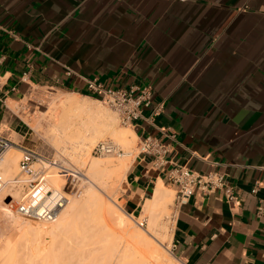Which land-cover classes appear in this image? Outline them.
Returning a JSON list of instances; mask_svg holds the SVG:
<instances>
[{
	"label": "crops",
	"instance_id": "1",
	"mask_svg": "<svg viewBox=\"0 0 264 264\" xmlns=\"http://www.w3.org/2000/svg\"><path fill=\"white\" fill-rule=\"evenodd\" d=\"M92 78L150 85L164 102L153 124L176 134L164 168L134 155L118 206L139 216L176 165L222 174L223 187L195 189L174 210L173 254L182 264H264V0H0V125L26 136L14 103L25 113L46 89L93 98ZM136 125L138 140L168 142Z\"/></svg>",
	"mask_w": 264,
	"mask_h": 264
},
{
	"label": "rangeland",
	"instance_id": "2",
	"mask_svg": "<svg viewBox=\"0 0 264 264\" xmlns=\"http://www.w3.org/2000/svg\"><path fill=\"white\" fill-rule=\"evenodd\" d=\"M66 95L67 94L58 90L46 89V91L43 93L42 97L38 101L40 105H37L36 103L34 107L26 111L25 113L22 109L18 110L15 103L11 106V109L17 112L23 122L27 125L26 128L28 130L26 136L24 134H22L23 136H20L17 133L13 132V130L11 132V139L17 144V146L13 145L17 147V149L15 150L17 156L19 157L20 150L22 148H28L38 152L36 145L37 141L38 143L44 142L45 145L48 144L47 147H49L50 153L45 157L55 161L56 165H53L52 167H58L50 168L49 170H59L62 167L65 168L61 170L64 171L67 175L62 184V187H64V190L67 192V203L71 201L73 202L75 207H78V203L82 199L83 191L88 187V185H92L93 189H96L95 191L99 192V194L101 195L103 194L102 196L104 197V199L106 198L107 201H110L113 204L115 203L114 205L120 208L117 202L120 203L119 196L123 191L124 176H122V174L121 176L118 175V177L112 183H109V185H107L108 187H100L101 185L97 187L98 184L91 183L89 179L84 176V174H87V164H89L92 158L101 159L106 157V155L94 154L92 152V148L98 141L110 140L107 137L108 133L103 130L101 131L99 129L98 124H95L94 121H90L89 117L87 118L86 116H84V114L62 111L59 106V100H55V97L63 98ZM52 102H54L55 104ZM87 103L92 104V106L96 105L97 107H100L107 116L110 114L108 117L112 120L114 119L113 123H115L116 125L123 128L129 127L121 124L119 122L117 112L106 106L104 103H95L90 101ZM70 119L73 122L81 119V121L83 122H80L84 124V126L87 125L86 130L87 132H90L93 137L91 141L89 140V144L87 145L89 154L88 157L85 158L86 164H84V166L78 163V158L76 159L75 151L78 147H74L76 143H72V141H74L73 139L76 140L77 137L76 135L74 137L73 132L71 131L72 128L70 126L73 124L70 125V123H72ZM60 123L63 126L62 132L58 129ZM68 125L70 127L69 133L66 132V129H64L67 128L68 130ZM88 129L90 130L88 131ZM86 130H84L85 134H88L86 133ZM70 131L72 133L71 137H73V139H69V137L65 138V136H70ZM80 131L81 133H84V131ZM96 134L102 135H100V137L97 135L96 137ZM4 136L8 137L7 135ZM35 139L37 141H35ZM119 152L121 153L122 151L120 150ZM138 152L139 140L136 139L133 145V153L137 154ZM117 155L118 154L115 152L113 158L118 157ZM38 165V163L35 164V166ZM18 171L16 172V174H13L8 179L12 180L14 176L17 175L18 177H20L18 180L21 181V177L24 176ZM163 186L165 187V185ZM168 186L169 187L166 186L167 188H165L171 191V197L167 203L166 209L163 210L160 214L159 223L155 228V234L157 233L156 236L158 235L157 237L159 240H161L162 246L165 248V250L171 255H173V257L176 259V263L179 262L178 264H182L180 260L169 251V248L171 246L170 229L172 224V215L174 211V187L170 184ZM17 187H11L8 189V192L14 198V202L7 204L6 200L9 197H7L4 201L0 200V245H7L8 248H6V252L2 257L4 264H45L46 262H52L53 260H56V262H64L67 260L68 262L66 263L71 262V264H109V257L111 253L110 247L114 239H110V234L108 233L106 228L104 229V226L102 227V225L91 220L93 218L91 214L87 212L81 213L76 208H73L69 211L68 216L66 218L67 220L56 219V221L52 222V227L54 229H52L50 233L53 232L54 235H49V232L44 230L42 226V221H36L29 218L25 219L27 217L22 216L17 212L15 205L16 200H18L19 198L16 193L20 192L21 194L22 185L19 184ZM110 199L115 200V202L111 201ZM140 218H135V220L139 221ZM133 224L135 225V227L143 229L147 228V222L144 227L138 226L136 222H133ZM89 229L91 230L89 231ZM86 230L89 231L90 237L88 235V238L86 239V244H82L80 242L83 239L84 231L86 232ZM12 244L14 245L13 247H11ZM133 257L134 256H131V259ZM131 259L129 261H131ZM132 260L135 264L136 259L133 258ZM131 264L133 263L131 262Z\"/></svg>",
	"mask_w": 264,
	"mask_h": 264
},
{
	"label": "bare ground",
	"instance_id": "3",
	"mask_svg": "<svg viewBox=\"0 0 264 264\" xmlns=\"http://www.w3.org/2000/svg\"><path fill=\"white\" fill-rule=\"evenodd\" d=\"M57 99L59 100V106L62 111L84 114V116H86L87 118L89 117L90 121L92 122L94 121L95 124L97 123L101 131L103 130L106 133H108L107 137L110 139L108 141H110L113 147H115V151L113 153L115 154L116 152L118 154L117 155L118 157L116 158H113L114 155L113 153L103 154L106 155V157L101 159L92 158L89 164H87L88 170L86 169L87 174H84V176H86L91 183L98 184L97 187H99L100 185H101L100 187L109 185V183H112L118 177V175L121 176L122 174V176H124L125 170L127 169L128 165L130 164V162L132 161L135 155L133 153V145L135 140L137 139V136L130 128L131 126H129L128 128H123L116 125L115 123H113L114 119L112 120L111 118L108 117L110 114L107 116L100 107H97L96 105L92 106V104L87 103L89 101L95 103L101 102L98 99L88 98L84 96H75L70 94H67L63 98H56L55 100ZM81 119L78 120L79 122L78 121L73 122L70 119V121L72 122L70 123V125L73 124L70 126L72 130L71 129L70 130L73 132L74 137L76 135L77 139L75 140L73 139V137H71L72 135L71 131H70L71 133L70 136L69 135L65 136V138L69 137V139L72 138L74 140L72 141V143L73 142L76 143V145H74L75 143L73 144L74 147L76 148L78 147L75 151L76 159L78 158L77 160L79 161L77 162L84 166V164H86L85 158H87L89 154L87 145L89 144V140L91 141L93 137L92 134H90V132H87L86 130L87 125L84 126V124L81 123L83 122L81 121ZM70 127L68 125V130L67 128H64L66 129V132L69 133ZM82 127L85 129H83ZM62 128L63 126L60 123L58 129L61 132H62ZM80 130L82 131L86 130V133L88 134H85V131L84 133H81ZM89 130L90 129H88V131ZM11 132L12 129L10 128V126L6 121L1 123L0 125L1 134L7 135L11 139L12 136ZM97 135L98 134H96V137ZM100 135L98 136L100 137ZM35 141L37 140L35 139ZM101 141H105V140H101ZM36 145H37V151L40 155L44 154V156H47L50 153V149L49 147H47L48 144L45 145L44 142L38 143L37 141ZM16 149L17 147L11 146L0 156V174L6 180H9L8 178L13 174H16V172L18 171L17 161L19 160L21 150L18 157L15 151ZM120 150L122 151L121 153L119 152ZM49 165L50 168H58V167H52L53 165H56V163L54 164L50 163ZM48 173H49L48 182L52 187V190L55 191V190H59V188L61 189L64 179L67 176L66 173L61 169L59 170L51 169L49 170ZM21 178L22 180L21 181L18 180L19 183L16 186L14 185L11 186L16 188L19 184L22 185L21 194L20 192L16 193L18 195V198H20L23 194V187L25 185V180H26V178L23 177ZM157 182L158 183L157 185H155V189L152 196L145 201L141 210L140 217L145 218L147 222V228L145 229L135 227L133 222L137 221L135 220V218H137L136 216L126 214L121 208L115 206L114 205L115 203L113 204L110 201H107L106 198L104 199V197L102 196L103 194L101 195L99 194V192L95 191L96 189L94 190L92 185H88V187L83 191L82 199L78 203L79 204L78 207L77 206L75 207L73 202L71 201L68 202L63 207V209H61L60 212H58V214L52 221L47 223L43 221L42 226L44 230L49 232V235L50 234L54 235L53 232L50 233V231L54 229L52 227V222L56 221V219H61V220L66 219L69 211L73 208H76L81 213L87 212L91 214L93 216L91 220L102 225V227L104 226V229L106 228V230L110 234V239L111 238L114 239L112 243L110 242L111 253L109 257L110 259L109 264H127V263L131 264V262L134 264V261L132 260L133 258L136 259L135 264H178L179 262L176 263V259L173 257V255L168 253L165 250V248L162 246L161 240L158 239L157 237L158 235L156 236L157 233L155 234L156 232L155 228L159 223L160 214L163 210L166 209L167 203L171 197V191L167 190L163 186L161 180H158ZM8 189H5L0 193V200L4 198V194L5 192H8ZM111 201L115 202V200H111ZM90 230L91 229H89V231ZM89 231L87 230L86 232L84 231V236L80 243L86 244L87 242L86 239L88 238ZM13 246L14 245L12 244L11 247ZM6 248L7 245L4 244L0 245V264H4L2 257L6 252ZM131 256L134 257L131 259ZM130 259L131 261H129ZM60 260H64V259H60ZM66 262L68 261L66 260L64 262L61 261L56 262V260L55 261L53 260L52 262H46L45 264H71V262L69 263Z\"/></svg>",
	"mask_w": 264,
	"mask_h": 264
},
{
	"label": "built area",
	"instance_id": "4",
	"mask_svg": "<svg viewBox=\"0 0 264 264\" xmlns=\"http://www.w3.org/2000/svg\"><path fill=\"white\" fill-rule=\"evenodd\" d=\"M85 83L87 95L100 100L116 111L121 124L134 128L137 126L136 122L143 121L154 126L159 131L160 136L168 140V142H163L160 138L150 134L139 139V152L137 154L148 157L152 168H164L169 163L166 155L171 151L170 142L176 141V134L167 127H157L153 124V119L164 109L162 100H153V88L148 84L132 85L128 88L104 86L96 78L85 79ZM13 145L17 146L12 139L0 134V156ZM114 151L115 147L108 140L99 141L92 148L94 154L100 155L113 153ZM36 163L39 165L35 166ZM50 163L54 164L55 161L40 155L34 150L21 149L18 169L26 180L23 194L16 200L15 208L22 216L36 221L50 222L66 205L68 198L64 187L53 191L48 182ZM165 177L167 183L174 187L173 210L187 202L195 189L202 191L204 194H209L225 184L222 174L214 172L198 173L185 165L174 166L166 172ZM19 178L16 175L9 181L0 174V193L12 185L16 186L19 183ZM255 190V188L252 189V192H255ZM7 197H9L7 204L14 202V198L9 192H5L2 201ZM226 197L229 200L235 198L229 188H226ZM261 209L262 206H259L258 212ZM136 222L140 227L146 225L144 218H140ZM169 251L173 254L171 246Z\"/></svg>",
	"mask_w": 264,
	"mask_h": 264
},
{
	"label": "water",
	"instance_id": "5",
	"mask_svg": "<svg viewBox=\"0 0 264 264\" xmlns=\"http://www.w3.org/2000/svg\"><path fill=\"white\" fill-rule=\"evenodd\" d=\"M6 201L8 202L9 201V198Z\"/></svg>",
	"mask_w": 264,
	"mask_h": 264
}]
</instances>
